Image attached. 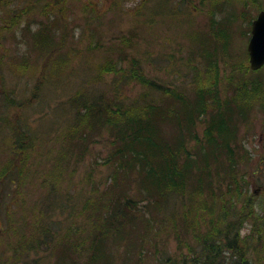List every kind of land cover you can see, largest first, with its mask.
<instances>
[{"label": "trees", "instance_id": "trees-1", "mask_svg": "<svg viewBox=\"0 0 264 264\" xmlns=\"http://www.w3.org/2000/svg\"><path fill=\"white\" fill-rule=\"evenodd\" d=\"M3 1L31 0L0 4ZM246 21L250 32L252 17ZM87 29L90 46L85 51L80 46V57L86 56L81 64L89 67L86 76L91 68L94 74L86 80L84 92L76 87V92L63 96L59 108L75 113L69 127L61 125L58 160L68 159L76 149L80 156L90 154L105 131L107 157L96 156L91 177L87 175L79 187L75 179L65 178L68 161L46 165L35 160L51 158L55 147L47 148L50 154L45 148L34 152L29 142L11 151L10 172L0 184V239L9 236L0 259L4 264H264V191L259 197L251 193V171L243 168L251 157L239 148L241 130L235 116L217 111L230 110L235 101L223 95L230 90L225 82L229 77L221 73L223 65L236 62L225 69L235 78V89L243 88L242 95L253 97L252 105L262 99L253 77L264 68L251 71L246 58L228 53L232 38L220 33L222 38L210 43L208 56H202L208 40L199 41L197 51L189 42L191 55L185 46L164 52L169 64L176 61L186 71L192 86L179 83V75L168 85L145 74L144 56L138 58L129 47L132 39L113 37L120 43L110 40L106 46L100 42V29ZM98 52L103 59L95 62L91 54ZM197 52H202V59H197ZM78 56L74 49L48 66L43 61L33 95L43 94L49 79L64 77V64L74 66ZM104 72L112 80L100 85ZM64 85L67 90L72 84ZM137 86L135 96L127 93ZM200 123L205 129L201 136ZM28 135L33 141L35 137ZM99 166L110 173L104 191L103 183L92 179L93 196L83 197V185ZM76 172L73 168L69 175ZM48 194L54 197L48 199ZM173 240L176 249L171 251Z\"/></svg>", "mask_w": 264, "mask_h": 264}, {"label": "rangeland", "instance_id": "rangeland-1", "mask_svg": "<svg viewBox=\"0 0 264 264\" xmlns=\"http://www.w3.org/2000/svg\"><path fill=\"white\" fill-rule=\"evenodd\" d=\"M261 5L264 9V0H31L29 4L21 1H9L8 3L3 1L0 4V95L1 92H9L11 86H15L17 95L11 99L0 97V184L7 179L11 168L8 162L9 155L13 151L11 148L13 141L9 140V136H11L13 125H26L28 133L35 137L30 144L32 149H35L34 152L36 148H45L50 154L48 147L62 145L61 125L65 128L69 127V121L73 120L75 113L59 108L60 104H63V96L67 98L76 92L74 89L83 77L85 78L80 85L83 88L88 87L86 80L94 74L91 68L86 76L89 67L81 64L86 61V56L82 54V60L80 57V46L84 48L81 51H85L90 46L91 34L88 27L101 30L100 42L103 41L106 46L112 42L120 43L119 40H112L113 37L132 39L129 47H133V52L135 51L138 58L144 56L141 64L144 65L145 74L149 78L156 77L170 85L175 76L179 75L183 79L181 80L183 82L179 83L190 88L192 85L187 79L186 71L182 70L176 61L169 64L168 58L163 56L164 52H171L175 46H185V52L191 55L189 50L192 48L187 47L189 42L193 41V45L197 48L199 41L208 40L209 45L202 55L208 56L209 51L212 50L210 43L222 38L220 34L222 33L225 37L232 38V47L229 48L228 53L233 51L240 60L246 58L245 61L249 65L246 47L251 32H249L246 20L251 17L252 20L255 19L261 10ZM218 21L222 24L217 27L215 23ZM50 35L53 38L49 37ZM46 37L51 39L50 43ZM43 38L46 39L43 41ZM74 49L78 50L79 55L74 59L75 65L73 66L71 62L68 65L65 63L64 77L52 80L53 89L57 83H61L62 78L72 85L66 92L57 90L54 100L49 97L50 93L52 96L54 93L46 87L43 93L47 91V96L41 94L36 98L33 90L38 84L37 80L41 74L39 68L43 66V61L45 66H48L68 50ZM147 52H151L153 57L149 58ZM32 53L41 54V57L28 62L23 61V56ZM201 53H196L199 56L197 59H202ZM91 56L95 62L103 59L101 52L92 53ZM158 58L159 60L155 62ZM233 63L236 62L231 61L223 65L221 73L230 78L231 72L225 67H231ZM178 67L180 70L176 71ZM102 78L103 82L100 85L104 84L105 80L108 82L112 80L106 72L103 73ZM253 80L256 82V90L262 95V99H255L253 109L248 108L244 103V113L242 112L241 101L236 98L241 94L238 93L241 92L240 88L236 89V95L227 94V90L223 95L235 98L230 111L237 119L233 120L234 123H239L241 137L243 142H246L243 145L252 152L249 162L246 161L243 168L251 171L250 181L255 183H253V191H255L264 184V70L255 75ZM139 89L138 86L133 89L129 88L127 93L133 97ZM230 89H232L231 86ZM48 101L52 103L57 112L46 111L42 114ZM3 106H6L4 110ZM197 129L198 135L201 136L205 130L203 123H200ZM108 135L106 131L103 132L101 141L93 144L91 153L89 154L88 151L82 154L83 157L78 154L79 149H76L72 155H68V159L58 160L55 158L58 156L56 151L54 155L50 154L51 158L40 156L34 158L46 165L54 163L67 165L65 163L68 161L70 170L67 171L65 178L75 179L80 187L87 175L91 177V165L96 156L100 154L102 157H107ZM241 153L246 154L247 152L242 150ZM73 168H77L78 172L71 177L69 173ZM109 174L107 167L99 166V170L95 171L92 178L83 185V197L93 195L92 179L95 183H103L100 188L104 191L105 181ZM18 198L22 199V197ZM54 203L56 202L52 204ZM66 205H72V203L66 202ZM15 212L16 210H13L11 213L16 215ZM54 213L60 216L58 211L55 210ZM1 220L0 217V225ZM56 221L61 222L60 219ZM17 222L21 225L20 220ZM26 226L29 228L31 225L27 222ZM23 228L24 225H21V229ZM8 237L0 239V258ZM175 249L176 240H173L171 251ZM4 263L3 259H0V264Z\"/></svg>", "mask_w": 264, "mask_h": 264}, {"label": "bare ground", "instance_id": "bare-ground-1", "mask_svg": "<svg viewBox=\"0 0 264 264\" xmlns=\"http://www.w3.org/2000/svg\"><path fill=\"white\" fill-rule=\"evenodd\" d=\"M47 38V40H48V42L50 43L51 42V39L49 38V37H46ZM45 38V39H46ZM19 54V53H18ZM36 57H41V54L40 55H37V54H27V55H25V56H23L22 57V59H23V61H25V62H28V61H30V60H36ZM41 75V74H40ZM40 75H39V77H40ZM38 80H39V78H38ZM37 80V81H38ZM50 81H49V84L46 86V89L48 88L49 89V91H51V92H53L54 94H53V96H52V94L50 93V96L49 97H51V99L52 100H54L55 98H56V91L57 90H59V91H62V92H66V86L64 85L65 83H66V81H68V80H65L64 78H62L61 79V83H57V86H55V88L53 89V78H51V79H49ZM226 82V84L228 83L229 84V86H231V88L232 89H230V90H228L227 91V94H235L236 93V89H235V87H236V80H235V78L233 77V76H231L227 81H225ZM38 83H39V81H38ZM62 83H64V84H62ZM221 83H223V80L221 79V81L219 80V84L221 85ZM77 87V90H80V92H84V90H83V87L81 86V85H77L76 86ZM98 89H100V87L98 88ZM55 90V91H54ZM241 90V92H238V93H242L244 90H243V88L242 89H240ZM245 92V91H244ZM46 95L47 96V91H45V93H43V95ZM17 95V93H15V86H11L10 88H9V92H1V95H0V97L2 96V97H7L8 99H11L12 97H15ZM237 99L239 98V100L241 99V105H242V112L244 113V103H245V105H247L248 106V108H250V107H252L253 105H252V99H249L250 97L249 96H244V95H242V94H240V95H237V97H236ZM10 107V106H9ZM8 107V108H9ZM3 108V110L6 108V106H3L2 107ZM252 109H253V107H252ZM58 110V109H57ZM46 111H49V112H57L56 110H54V106L52 105V103H50L49 101H48V103L45 105V108L43 109V111H42V114L44 113V112H46ZM219 113H227V114H231V111L229 110V109H227V108H220V109H218L217 110ZM252 111V110H251ZM12 126V125H11ZM9 140H11V141H13V143H12V147L11 148H13L12 150L14 151V150H20L18 147L19 146H22L23 144H25V143H29V142H31V139H30V136L28 135V130H27V128H26V125H21V124H15V125H13L12 126V128H11V136H9ZM238 143H239V148H241L242 150H244L245 152H247V153H249V155H250V157H251V155H252V152L250 151V149H247V148H245V144H246V142H243V138L240 136V137H238ZM244 144V145H243ZM62 146H60V147H55V151L58 153V156L57 157H55V158H59V150H60V148H61ZM55 151L53 152V154L55 153ZM20 175V171H17V173L15 174V176L16 177H18ZM264 181V180H263ZM253 183L254 182H252L251 181V184H250V190H251V193H253V194H255L256 196H259V195H261L262 193H263V191H264V184H262V185H260L259 187H258V189H256L255 191H253ZM255 184V183H254ZM260 192V193H259ZM256 193H259V194H256ZM93 196V195H92ZM48 199L49 198H53L54 196L52 195V194H48L47 196H46ZM76 200H78L79 202H83L84 201V198H79V197H77L76 198ZM52 200H50V202H51ZM94 217H95V215H94ZM3 229V228H2ZM0 232H1V229H0Z\"/></svg>", "mask_w": 264, "mask_h": 264}, {"label": "water", "instance_id": "water-1", "mask_svg": "<svg viewBox=\"0 0 264 264\" xmlns=\"http://www.w3.org/2000/svg\"><path fill=\"white\" fill-rule=\"evenodd\" d=\"M250 38L247 45L250 68L259 70L264 67V11L253 21Z\"/></svg>", "mask_w": 264, "mask_h": 264}, {"label": "flooded vegetation", "instance_id": "flooded-vegetation-1", "mask_svg": "<svg viewBox=\"0 0 264 264\" xmlns=\"http://www.w3.org/2000/svg\"><path fill=\"white\" fill-rule=\"evenodd\" d=\"M263 10V6L261 7V10L259 12H261Z\"/></svg>", "mask_w": 264, "mask_h": 264}]
</instances>
